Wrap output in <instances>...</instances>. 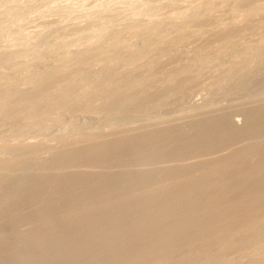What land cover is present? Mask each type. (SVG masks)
<instances>
[{"label":"bare ground","instance_id":"6f19581e","mask_svg":"<svg viewBox=\"0 0 264 264\" xmlns=\"http://www.w3.org/2000/svg\"><path fill=\"white\" fill-rule=\"evenodd\" d=\"M10 1L0 0V24L3 19V7ZM37 3L38 0H29L27 4L25 3V6L19 9L17 8L18 10L16 12L21 14L29 13V10L35 7ZM197 3L198 0H179L174 5L165 8L161 14L173 18L181 14L186 6L196 5ZM263 6L264 4L262 7L253 8L248 15L240 16L241 18L231 26L226 24L229 27L222 26L224 25L222 24L221 28L219 23L216 22L218 25L215 27L219 26L220 28L218 27L213 34L205 36L198 34L199 37L195 36L196 38L192 41L190 40V43L185 46L182 52L175 56L171 54L173 57L169 61L166 63L162 62L161 69L175 66V64L185 58H189L188 60L193 59L192 61H194V59L196 60L200 56L214 52L222 53V51L236 46H241L243 50V47L264 44ZM219 12L216 10L217 16ZM14 14L12 18L15 16ZM220 16L226 17V15ZM213 17L210 18L213 19ZM12 21L15 22L14 20ZM12 21L11 23H13ZM175 21L178 20L176 19ZM202 25L205 26L204 24ZM211 27L213 28V26ZM72 31L75 32V30ZM239 49L241 50V48ZM244 49L246 50V48ZM160 50L161 48H159ZM8 52L10 53V51ZM239 52L242 53V51ZM254 52L256 54V51ZM9 53L7 54L9 55ZM249 54V57H251L252 54ZM240 56L245 55L241 54ZM240 56L238 57L241 58ZM261 59L263 60L264 57ZM258 60L260 61V59ZM242 61L244 62V60ZM259 61L256 63H259ZM153 62L157 64L156 61ZM260 63L262 65V62ZM128 65L131 67L130 64ZM241 65L242 62L237 60L225 74L228 76L235 75ZM173 69H176V67ZM168 74L170 75V73ZM121 79L122 77L119 81H123ZM184 87L185 84L182 88L184 89ZM0 88L2 87L0 86ZM163 91L164 89H160L159 91L148 93L142 100L152 103L158 94ZM131 93L130 91L119 94L118 96L114 95V98L105 107L111 109L128 103ZM250 97L242 101L240 100L241 98H238L239 100L231 98L223 106L220 104L215 106L207 105L208 107L202 108L200 106V108L194 109L196 111L194 116H186L188 119H185V114L182 113L184 118L178 116V118L175 117L177 119L172 118L165 123L163 122L164 124H161L159 120L151 124L148 122L150 126L148 127L146 124L145 127L147 126V128H144V126L141 128L138 125L137 127H126L118 130V127L116 131L113 129L107 135L100 136L101 138L98 142L87 141L86 143L85 141L83 147H86L88 150L85 158L80 162L76 160L72 149L73 147H71L72 150L66 151L58 159L56 158V162H46L42 165L38 174H32L27 178H25V175L24 178H20L21 176L19 178L17 176L11 178L8 187L0 190V264H152L159 257L161 260L164 259L165 257L161 258V256H165V254H167L166 257H169V255H175L177 254L176 252L181 250L185 253L192 249L196 251L201 248V251L211 252L217 247L222 248V251H236V253H241L249 246H252L253 249L257 245L259 247L263 246L264 95L255 98L253 96L252 98ZM67 98H70V96ZM71 100L69 99V101ZM97 100L99 101V99ZM89 101L87 103H91ZM77 102L79 103L80 101L77 100ZM65 103L68 102L65 101ZM130 103L132 104L133 102ZM56 105L55 107H57ZM98 106L100 105L98 104ZM86 108L88 109L89 107ZM170 108L172 109V107ZM64 109L68 110L66 108ZM235 112L241 114L249 122L245 125L243 124V126H238L235 122L236 120H233ZM37 113L35 112V114ZM185 113H188V111L186 112L185 110ZM192 113L193 111H191V115H193ZM20 116L23 115L21 114ZM142 120L144 124L147 121ZM130 122L129 124H131ZM137 123L139 124V122ZM185 126L190 127L191 132H187ZM7 129L8 127L6 131ZM12 130L14 131V129ZM13 142L14 140H10V142L1 144L0 151L3 149L5 152L7 150L9 151L13 147ZM27 142L29 145V141ZM67 146L69 147L70 145ZM17 147L19 148V146ZM17 147L16 149H18ZM36 148H38L36 152L42 150L41 146H37ZM19 151L25 150L19 149ZM29 154L32 155V153ZM35 156H37L36 153ZM20 157L22 158L21 155L14 158L20 160ZM33 157L29 159L31 160ZM24 158L28 159L27 156ZM9 159L11 160L12 158ZM9 159L7 158L8 161ZM57 166L71 167L72 171L69 175H64L63 172L62 176L53 175L51 171ZM34 169H37L36 166ZM0 180L2 181V179ZM120 223H124V227H120ZM256 233L263 237L258 243L254 239ZM195 251L193 252L195 253ZM222 254L224 253L222 252ZM178 255L175 257L179 258ZM231 256L233 255L231 254ZM244 258L246 259L247 257ZM176 259L174 258V260ZM178 260L180 261L181 259ZM187 261L193 260L191 258L190 260L187 259ZM255 262H257V259ZM255 262L251 263L264 264L263 261H259V263Z\"/></svg>","mask_w":264,"mask_h":264},{"label":"rangeland","instance_id":"374dc122","mask_svg":"<svg viewBox=\"0 0 264 264\" xmlns=\"http://www.w3.org/2000/svg\"><path fill=\"white\" fill-rule=\"evenodd\" d=\"M28 1L29 0H11L8 2L3 7V19L0 24V86L2 87L0 88V145L14 140L13 147H15V149L12 147L6 152L4 149L0 151V162L2 161L0 163V179H2V181L0 180V190L7 188L10 179L13 177L17 176L19 178L21 176L20 178H24L25 175V178H27L32 174H38L42 165L46 162H56L59 156L66 151L73 149L76 160L78 162L82 161L88 150L86 147H83L85 141L86 143L87 141L98 142L101 138L100 136L107 135L110 133V130L113 131V129L116 131L118 127V130L126 127H137L138 125V127L143 128L144 126V128H147V126H150L149 123L158 122V120L162 124L172 118L177 119L178 116L182 118H184V116H194V114H196L194 109H198L200 106L201 108L208 107L207 105L215 106L217 104L223 106V104L226 105L231 98L237 100L241 98L240 100L242 101L244 99L246 100V98L248 99L250 96V98H252V96L255 98L264 95V59H261L264 57V46L262 47L264 44L249 45L250 47H243V50L241 46H236L228 48L222 51V53L214 52L200 56L196 60L194 59V61H192L193 59L191 58V60L185 58L178 62L179 64L177 63L175 66L169 67L170 69H161L163 65L162 62L166 63L173 55L175 56L182 52L185 46L190 43V40L192 41L194 38L199 37V35H211L222 24H224L222 26L225 27H229L228 25L231 26L239 18L248 15L253 8L262 7L264 0H198L196 5L186 6L181 14L173 18L163 16L161 13L165 8L174 5L175 2L177 3L179 0H38L37 5L29 10V13L21 14L16 12L19 8L25 6ZM197 6H199L200 9L197 8ZM197 9L199 10L197 11ZM216 10L217 12L221 11L218 16ZM13 14L15 15L13 17L14 19L12 18ZM220 15H226V17H221ZM212 16H214L213 19H211ZM10 19L15 22L12 21L13 23H11ZM176 19L178 21H175ZM214 19L215 21H213ZM216 22L219 23L218 27H215L218 25ZM211 26H213V28ZM72 30H75V32ZM188 34H191V36ZM25 43H28L27 46ZM159 48H161L160 51ZM239 48H241V50ZM244 48H246V50ZM8 51H10V53ZM239 51H242V53ZM254 51H256V54ZM247 52L251 53L252 56L249 57V53L246 55ZM7 53H9V55ZM171 54L173 55L171 56ZM241 54L247 57L240 56ZM155 58L156 60H154ZM165 58L167 59L165 60ZM257 58L260 59V61ZM29 59L31 60L29 61ZM241 59L244 60L245 63ZM237 60L242 62L239 71L235 75L228 76L225 74ZM153 61H156L157 64H154ZM258 61L259 63H256ZM260 62H262V65ZM128 64H130L131 67ZM259 65L261 66L259 67ZM175 67L176 69H173ZM132 68L135 72L131 70ZM240 70L242 71L240 72ZM168 73H170V75ZM121 77L123 81H119ZM234 78L235 80H233ZM224 79L227 80L225 81ZM184 84L185 87L183 89L182 87ZM160 89H164V91L158 94L157 98L152 101V103L149 101H145V103L144 100H142L148 93H153ZM130 91L132 93L130 95L131 97L129 96L128 103L111 109L105 107L107 103L114 98V95L118 96L119 94ZM69 96L70 98H67ZM91 97L94 99L97 98L99 101ZM69 99H72V102L69 101ZM89 99L91 103H87ZM108 99L109 101H107ZM77 100L80 102L78 103ZM65 101L68 103H65ZM163 101H165L166 104ZM130 102H133L132 104L134 105L131 106L132 104ZM97 103L100 106H98ZM55 105L57 107H55ZM67 105L71 106L69 107ZM86 107L89 108L87 109ZM170 107H172V109ZM63 108L68 110H63ZM190 109L193 111V115H191ZM185 110L186 112L188 111V113L190 112L189 115L185 113ZM35 112L38 113L35 114ZM182 113L185 115L182 116ZM21 114L23 116H20ZM187 117L185 119H188ZM19 119L20 121H18ZM136 119H138L137 122H139V124L136 122ZM142 119L147 120L145 124ZM233 120H236L235 122L238 126H243V124L245 125L249 122L237 112L234 113ZM129 122L131 124H129ZM146 124L147 126L145 127ZM7 127L8 129L6 131ZM12 129H14V131ZM185 130L191 132L188 126H185ZM39 131H41L40 133H43V135H41ZM27 141H29V145ZM34 145L36 147H42V150H39V152L41 151L40 153L36 152L38 148ZM67 145L70 146L68 147ZM17 146H19V148ZM16 147L18 149H16ZM71 147L73 148L71 149ZM19 149H24L25 151H21V153ZM10 151L15 156L11 154ZM26 151L28 154L25 153ZM17 153H21L20 155L22 158L20 157V160L18 158L17 160L15 159L16 156H20L19 154L17 155ZM29 153H32L34 157ZM35 153L37 156H35ZM28 155L33 158L30 160ZM23 156H27L28 159ZM6 157L8 159L12 158L13 160L11 159V161L9 159L8 161ZM35 166L37 169L39 166V169H34ZM71 171V167L57 166L53 168L51 173L56 176H62L63 174L69 175ZM123 224L120 223L119 226L124 227ZM255 237L254 239H256L257 243L263 239V237L257 233ZM255 248L254 250L252 246H249L246 250L244 249L243 252H238L239 254L236 253V251H222V248L220 249L217 247L211 252L201 251V248H196L201 252L192 249L191 251H195V253L188 251L190 255L188 252L183 253V250H181L176 252L179 254V258L175 257L177 254H168L169 257H166L167 254H165V256H161V258H167L162 259L164 262L159 259V257L155 259L152 264L156 261V264H164L165 262L168 264H252L256 259L257 262L255 263H259V261L264 262V245L261 247L257 245ZM222 252L224 254H222ZM193 254L198 255L194 256ZM231 254L233 256H231ZM171 256L173 258L172 260ZM244 257L247 258L245 259ZM174 258H177V262ZM191 258L193 261H187V259L190 260ZM178 259L183 260L181 262V260L179 261Z\"/></svg>","mask_w":264,"mask_h":264}]
</instances>
